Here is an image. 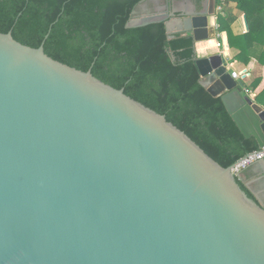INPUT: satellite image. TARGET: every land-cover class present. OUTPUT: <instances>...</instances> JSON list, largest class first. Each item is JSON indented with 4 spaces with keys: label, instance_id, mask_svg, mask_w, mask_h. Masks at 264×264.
<instances>
[{
    "label": "water",
    "instance_id": "obj_1",
    "mask_svg": "<svg viewBox=\"0 0 264 264\" xmlns=\"http://www.w3.org/2000/svg\"><path fill=\"white\" fill-rule=\"evenodd\" d=\"M149 1L159 0L140 6ZM183 2V13L165 3L127 27L164 21L195 48L215 37L218 0ZM196 54L201 84L262 147L264 106L232 76L228 53ZM254 164L252 190L264 180V159ZM233 166L44 42L0 32V264H264V201Z\"/></svg>",
    "mask_w": 264,
    "mask_h": 264
},
{
    "label": "trees",
    "instance_id": "obj_2",
    "mask_svg": "<svg viewBox=\"0 0 264 264\" xmlns=\"http://www.w3.org/2000/svg\"><path fill=\"white\" fill-rule=\"evenodd\" d=\"M143 0H0V32L12 31L22 44L38 48L55 60L93 75L166 116L223 167L259 149L228 112L221 96L201 84L195 39L179 32L169 38L166 23L127 27L139 16ZM248 17L250 30L235 34V17L219 14L218 30L227 32L235 60L248 64L253 56L264 65V0H227ZM135 11V12H134ZM261 46V47H260ZM261 48L257 53L258 48ZM261 79L251 84L256 89ZM264 104V90L257 96ZM238 184L260 204L247 183Z\"/></svg>",
    "mask_w": 264,
    "mask_h": 264
},
{
    "label": "crops",
    "instance_id": "obj_3",
    "mask_svg": "<svg viewBox=\"0 0 264 264\" xmlns=\"http://www.w3.org/2000/svg\"><path fill=\"white\" fill-rule=\"evenodd\" d=\"M184 0H159L157 1H149L147 6H140L139 8V16L142 17L146 14L156 13L159 5H163L165 3L169 4V7H174L176 3V9L183 13L184 10H189V7L183 2ZM228 11L235 17V21L232 24V30L235 34H243L248 32L246 30L245 22H244V14L237 8V4L235 2L226 3L224 11ZM219 15L213 17V21L215 22V27L217 28L219 22ZM250 26V25H249ZM261 47V46H260ZM258 48L257 53L260 52L261 48ZM208 49L214 52H222L228 53V68L231 71H237L239 74V80L242 81L244 88L249 89L250 96L255 98V101L264 106V104L260 103L257 99V96L264 90V65H262L257 56H253L251 61L248 64L235 60V56L238 54L239 50L236 48H232L229 43V38L227 32H220L217 28V34L215 37L210 38L208 40L198 41L196 42V51L200 57L207 55ZM246 69L245 77H242L241 71ZM255 79H261L259 85L254 90L251 87V84ZM243 176V175H242Z\"/></svg>",
    "mask_w": 264,
    "mask_h": 264
},
{
    "label": "built area",
    "instance_id": "obj_4",
    "mask_svg": "<svg viewBox=\"0 0 264 264\" xmlns=\"http://www.w3.org/2000/svg\"><path fill=\"white\" fill-rule=\"evenodd\" d=\"M227 3V0H218L217 6H216V13L217 15L223 13L225 5ZM219 25H217L218 28ZM232 76L234 78H239V74L237 71H231ZM246 75V73H245ZM247 93H250L249 89H245ZM264 159V145L260 147L259 149L253 150L249 153H247L245 156L240 158L233 166V172L238 174L240 173L243 169L249 167L253 163Z\"/></svg>",
    "mask_w": 264,
    "mask_h": 264
},
{
    "label": "flooded vegetation",
    "instance_id": "obj_5",
    "mask_svg": "<svg viewBox=\"0 0 264 264\" xmlns=\"http://www.w3.org/2000/svg\"><path fill=\"white\" fill-rule=\"evenodd\" d=\"M257 164L252 165L250 168H247L243 174V177L245 178H254V167H256ZM253 190H255L256 192H259L260 196L262 197L263 201H264V180H259L257 182H255L252 185Z\"/></svg>",
    "mask_w": 264,
    "mask_h": 264
}]
</instances>
